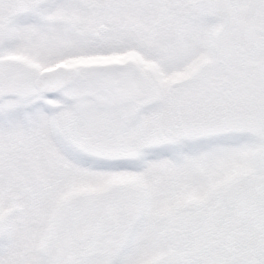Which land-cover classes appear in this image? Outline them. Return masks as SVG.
<instances>
[{"label":"snow or ice","instance_id":"6c2138e0","mask_svg":"<svg viewBox=\"0 0 264 264\" xmlns=\"http://www.w3.org/2000/svg\"><path fill=\"white\" fill-rule=\"evenodd\" d=\"M0 264H264V0H0Z\"/></svg>","mask_w":264,"mask_h":264}]
</instances>
